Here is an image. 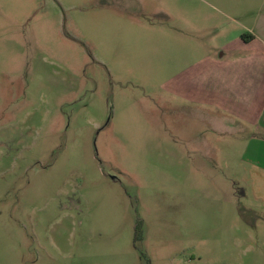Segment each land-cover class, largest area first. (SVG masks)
<instances>
[{
	"label": "rangeland",
	"instance_id": "1",
	"mask_svg": "<svg viewBox=\"0 0 264 264\" xmlns=\"http://www.w3.org/2000/svg\"><path fill=\"white\" fill-rule=\"evenodd\" d=\"M263 3L0 0V264H264Z\"/></svg>",
	"mask_w": 264,
	"mask_h": 264
},
{
	"label": "crops",
	"instance_id": "2",
	"mask_svg": "<svg viewBox=\"0 0 264 264\" xmlns=\"http://www.w3.org/2000/svg\"><path fill=\"white\" fill-rule=\"evenodd\" d=\"M258 20L256 26L248 27L250 37L244 41V69L249 66L251 73L245 74L243 95L252 97L249 99L251 106L244 107L248 112L259 110V118L264 129V3L263 8L257 14ZM262 99V101H261ZM257 105H254L256 102ZM257 119V118H256ZM255 119V120H256ZM257 121V120H256ZM261 169H264L263 167Z\"/></svg>",
	"mask_w": 264,
	"mask_h": 264
}]
</instances>
